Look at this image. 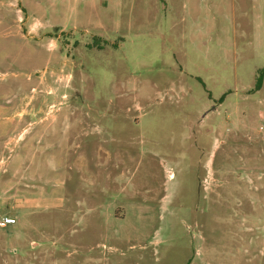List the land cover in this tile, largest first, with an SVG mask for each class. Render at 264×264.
Instances as JSON below:
<instances>
[{
	"label": "rangeland",
	"instance_id": "1",
	"mask_svg": "<svg viewBox=\"0 0 264 264\" xmlns=\"http://www.w3.org/2000/svg\"><path fill=\"white\" fill-rule=\"evenodd\" d=\"M264 0H0V264H264Z\"/></svg>",
	"mask_w": 264,
	"mask_h": 264
},
{
	"label": "built area",
	"instance_id": "2",
	"mask_svg": "<svg viewBox=\"0 0 264 264\" xmlns=\"http://www.w3.org/2000/svg\"><path fill=\"white\" fill-rule=\"evenodd\" d=\"M15 223V220L12 218H5L0 222V226L6 227Z\"/></svg>",
	"mask_w": 264,
	"mask_h": 264
},
{
	"label": "trees",
	"instance_id": "3",
	"mask_svg": "<svg viewBox=\"0 0 264 264\" xmlns=\"http://www.w3.org/2000/svg\"><path fill=\"white\" fill-rule=\"evenodd\" d=\"M263 79H264V69L260 71V75L257 81V85H256V89L261 88L262 84H263Z\"/></svg>",
	"mask_w": 264,
	"mask_h": 264
}]
</instances>
